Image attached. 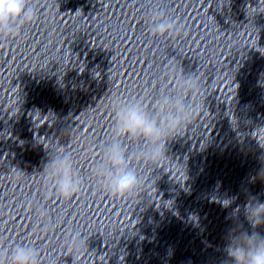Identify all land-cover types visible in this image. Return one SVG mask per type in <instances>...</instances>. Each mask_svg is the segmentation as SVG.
I'll use <instances>...</instances> for the list:
<instances>
[{
  "label": "water",
  "instance_id": "obj_1",
  "mask_svg": "<svg viewBox=\"0 0 264 264\" xmlns=\"http://www.w3.org/2000/svg\"><path fill=\"white\" fill-rule=\"evenodd\" d=\"M28 5L35 18L17 34L0 33V186L49 177L44 166L60 145L74 171L95 166L112 138L116 101L138 99L155 111L162 94L180 91L183 75L198 81L184 94L196 111L166 147L264 124L258 0ZM162 17L177 30L153 35Z\"/></svg>",
  "mask_w": 264,
  "mask_h": 264
},
{
  "label": "clouds",
  "instance_id": "obj_2",
  "mask_svg": "<svg viewBox=\"0 0 264 264\" xmlns=\"http://www.w3.org/2000/svg\"><path fill=\"white\" fill-rule=\"evenodd\" d=\"M261 7L264 5L258 0L255 8ZM34 18L35 10L28 5V0H0V33L17 34L23 24ZM175 30L177 22L167 17L153 22L150 27L153 35H164ZM178 86L180 91L176 94H162L156 100L155 111H149L138 99L116 101L112 138L104 144L102 156L93 169L110 194H134L141 181L130 161L135 158L155 163L164 159L167 141L188 123L196 111V106L189 103L184 95L198 87L196 77L183 75ZM250 135L264 148L261 144L264 125L254 127ZM125 139L138 142V147L130 150L129 144L124 143ZM63 149L64 146L60 145L50 150L43 172L55 178L54 186L58 194L70 197L79 188V178L74 171L71 154ZM258 178L264 181V171ZM231 203L229 199L222 201L224 207ZM238 211L239 208L234 210L233 215ZM244 214L253 231L251 234L244 230L229 234L225 245L227 264H264V235L255 231L264 225V203L250 198L244 205ZM40 256L39 249L23 242L0 248V264H40Z\"/></svg>",
  "mask_w": 264,
  "mask_h": 264
}]
</instances>
